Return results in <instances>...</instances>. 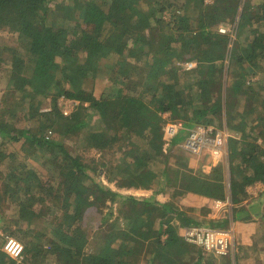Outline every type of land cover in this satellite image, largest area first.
Listing matches in <instances>:
<instances>
[{"label": "trees", "instance_id": "trees-1", "mask_svg": "<svg viewBox=\"0 0 264 264\" xmlns=\"http://www.w3.org/2000/svg\"><path fill=\"white\" fill-rule=\"evenodd\" d=\"M240 4V0H0V31L14 34L20 47L0 46V64L8 66L0 97V200H11L17 218L28 222L42 215L39 207H62L61 214L53 215L60 219L50 237L39 245L27 240L20 260L0 248V264H26L39 250L65 264H142L143 251L153 246L147 262L179 264L189 253L184 231L179 230L224 225L209 221L207 227L201 226L196 201L203 196L211 205L225 198L229 189L233 202H238L246 185L264 180V98L251 104L256 91L245 84L248 69L264 60V0L243 2L232 48L228 36L217 31L227 18L235 20ZM57 11L62 15L59 20ZM121 62L124 70L129 68L124 74L129 73L128 79L115 95L96 98L98 73L107 66L119 70ZM187 62H194V67L186 68ZM60 96L79 102L68 116L59 112ZM237 97H243L240 104ZM45 99L50 110L41 112ZM87 107L102 123L89 124ZM223 110L227 125L242 133L228 141V188L221 163L202 172L193 154L172 151L191 128L213 122ZM165 113L183 126L168 142L161 128ZM108 119L115 123V131L103 125ZM24 120L32 127L21 128ZM63 130L83 131L81 136L98 150L113 149L122 138L123 154L111 173L120 178V187L154 186L152 195L119 194L93 180L88 166L58 138ZM32 157L39 160V167L26 161ZM159 193L166 198H159ZM104 199L119 203L122 225L108 222L101 241L85 253L83 218L89 207L96 206L94 200Z\"/></svg>", "mask_w": 264, "mask_h": 264}, {"label": "rangeland", "instance_id": "rangeland-1", "mask_svg": "<svg viewBox=\"0 0 264 264\" xmlns=\"http://www.w3.org/2000/svg\"><path fill=\"white\" fill-rule=\"evenodd\" d=\"M209 1V0H208ZM245 0H240L241 4L239 6V10L235 16V20L237 19L240 9L242 8V4ZM252 4H258L261 0H250ZM56 18L59 20L62 15H60V12H56ZM228 20L222 23L223 25H234L236 24V21ZM5 45L8 49H19V44L16 40V36L6 30L0 31V46ZM6 55L9 56V53L6 51ZM3 56V55H2ZM4 57V56H3ZM129 62L134 63L135 61L131 58L127 59ZM124 62H121L119 64V70L117 68H113V70L110 67H103V70H101L98 73L97 78L94 81V93L96 96H107L112 94H116L117 89L121 88L123 84L128 79L129 73L126 72L127 77H125V71H127L129 68L126 65L124 70ZM8 66L5 65L4 62L0 64V97L5 91V85L7 84V75L6 70ZM117 69V70H116ZM116 70V72L114 71ZM226 76V72L224 77ZM227 78V77H226ZM223 90L222 93H225L226 85L223 83L222 86ZM225 96V94H224ZM85 105H87L85 103ZM47 109V110H46ZM86 113L90 118H88L89 124H98L102 123L98 116L93 113L89 107L86 108ZM48 107H44V111H48ZM42 112V111H41ZM60 112V110H59ZM61 113V112H60ZM62 115V113H61ZM163 121H162V127L163 131L166 130L168 125L171 123H174V120H171L168 116V114H163ZM218 121V120H217ZM220 123L222 121L220 120ZM33 123L30 121L25 122V120L20 123L21 128L25 127H32ZM105 127L109 129L111 132L116 130L115 123H112L110 119L107 120L106 123H104ZM202 125V124H201ZM61 131V128H60ZM58 131V132H60ZM63 130V133L60 132L58 134V138L63 141L64 145L68 149V151L71 152L72 155L79 156L82 161L88 166L87 172L90 176L93 177V180H96L100 183L107 184V186L114 190L117 193H121L124 195H132L136 194L139 196H151L153 187L147 188V189H136V188H126V187H120L119 183L121 182L120 178L116 174H112L110 170L113 169V167L117 164L118 160L121 159L122 148H123V139L118 140L115 147L112 149H106V150H98L96 148H93L89 145V143L81 136L83 131L79 133H71ZM187 137V135H186ZM185 137V139H186ZM168 138V137H167ZM185 139H182L181 142L178 144L177 147H174L172 151L176 154L189 152L184 147L181 146V144L185 141ZM168 142V140L166 139ZM21 144L19 142L15 145L16 148H19ZM28 149V148H27ZM178 149V150H177ZM29 150V149H28ZM30 151L31 148H30ZM37 152V151H36ZM23 154V152L21 153ZM35 153H32V156ZM185 154V153H184ZM197 155L198 159H201V165L202 169L205 171L202 172H209L215 162H220L223 159H226L225 153L215 152L211 150L210 148H204L202 152L195 154ZM201 155V156H200ZM47 156V155H46ZM219 158L221 159L219 161ZM40 159V158H39ZM31 166L39 167V160H35L34 157L27 158L26 160ZM47 165H49L47 163ZM3 169V168H2ZM229 174V172H227ZM116 176V177H114ZM91 183L90 179L86 180V184ZM93 196V195H92ZM159 198L165 197L163 194L159 193ZM95 198V195H94ZM96 202V206H91L87 209V213L83 218L82 221V227L84 230V235L86 237V243L83 247V251L85 253L90 252L94 246L100 242V236L103 235L106 231L109 230L108 222L111 221H118L120 225L122 223L120 222V214H119V203L114 202L112 203L110 199H104V200H94ZM59 208V209H58ZM61 206L57 205H51L49 208H41L39 207V214H42L41 216H35L32 217L30 222L26 221L25 219H18V209L16 204L12 203L11 200L2 199L0 200V248L3 250V244L7 237H12L16 240H18L23 246H25L26 241L32 239L35 243L39 245L41 244L43 239L45 237H50L52 233L50 232L51 227L53 228L55 225H57L58 221L60 219V216L58 218L54 217L53 215L57 213L61 214ZM41 210V212H40ZM63 210V209H62ZM38 211V210H37ZM107 219L103 222L102 218L106 217ZM176 222V221H175ZM185 228V227H184ZM184 230V229H183ZM46 241V240H45ZM43 248H46L48 250V246H43ZM154 246L149 247V251L144 250L143 252L146 253V256L143 257L142 264H153L147 262V258H150L151 253L155 250L153 249ZM151 252V253H150ZM236 250L234 251L233 255L231 257H235ZM208 257V256H207ZM217 260L215 258L210 257V264H215ZM26 264H65L60 261L56 255H51L45 250H39L38 255L34 258L32 261H28ZM155 264V263H154ZM221 264V263H220ZM226 264V262H225Z\"/></svg>", "mask_w": 264, "mask_h": 264}, {"label": "crops", "instance_id": "crops-1", "mask_svg": "<svg viewBox=\"0 0 264 264\" xmlns=\"http://www.w3.org/2000/svg\"><path fill=\"white\" fill-rule=\"evenodd\" d=\"M235 21H236L235 37L233 39L232 46L231 47L228 46L229 48H232L234 46L238 35L237 32L238 17ZM228 43H229V37H228ZM227 63H228V58L226 57L225 60L223 61L225 69L227 67ZM257 65L258 64L248 69L249 74L245 78V84L247 85L252 84L254 91H256L255 94L257 95L256 98L253 97L254 100L249 101L251 104H258V102H260L264 98V60L259 62L258 66ZM222 94H223V98H225L224 96L225 93L223 92ZM94 96L96 98H99V96H96L95 93ZM241 98L243 99V97ZM241 98L237 97L238 104L241 103L242 101ZM45 106H47L48 109L50 110L49 99L44 100L39 110L44 111ZM220 120L222 121V123H220ZM176 122H180V121L174 120V123ZM206 126H212L217 129L225 130L226 133L228 134L226 141V149L224 152L226 155V159L221 160L219 158V161L220 160L221 161L215 162L214 164L216 165L217 163H221L223 165L225 171V183L228 188V185L230 186L228 141L229 138L231 137H234L235 139H239L242 133L241 131L234 130L227 125L224 110L222 111L220 118L214 120L209 124H206ZM184 153L185 155H190V154L192 155V153L190 152H184ZM193 157H195L196 163H199L201 170L205 171L202 169L201 159H198L197 155L195 154H193ZM227 172H229V174H227ZM247 172L252 174L253 171L251 168H248ZM204 199L205 198L201 196V200L196 201V206H201V215H199V217L201 216V222H202L201 226L209 224V221L210 222L222 221L225 222L224 225H221L219 227L215 226L213 228L215 229L232 228L234 232V240L236 246L235 257H231L230 255L218 256L211 253H206L195 244L187 241L189 245V253L183 255L180 258L179 264H210L209 263L210 257L215 258L217 260L215 264H220V263L225 264V262L226 264H264V180H255L249 183L248 185H246L244 194L241 197V200H239L238 202H233L229 189H226L225 198L215 199L214 203L213 204L211 203V205L208 204ZM216 200H222L223 202L229 203V205L217 206L215 204ZM233 214H235V217H233ZM183 229L185 228L183 227L181 230H179V233H181V231H184ZM201 229H205V228H201Z\"/></svg>", "mask_w": 264, "mask_h": 264}, {"label": "built area", "instance_id": "built-area-1", "mask_svg": "<svg viewBox=\"0 0 264 264\" xmlns=\"http://www.w3.org/2000/svg\"><path fill=\"white\" fill-rule=\"evenodd\" d=\"M236 24L226 26L220 24L217 27V31L220 34H225L229 37L228 46H232L233 39L235 37ZM186 68H192L194 62H187ZM77 100L69 99L65 96H60L57 100V105L60 112L64 116H68L73 109L78 105ZM181 122L171 123L164 130V138L174 136L177 132L182 129ZM51 130L47 131L50 135ZM228 134L225 130L217 129L212 126H196L189 130L185 141L181 144L187 151L192 154H198L203 151L204 148H210L215 152H225L226 141ZM219 205H229V203L223 202L222 200H216L215 203ZM184 237L188 242H191L198 246L206 253L214 255H230L232 256L236 246L234 240V232L232 228H216V229H200L196 226H188L184 229ZM23 245L12 237H7L3 244V251L16 260L22 258Z\"/></svg>", "mask_w": 264, "mask_h": 264}]
</instances>
